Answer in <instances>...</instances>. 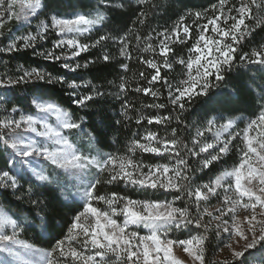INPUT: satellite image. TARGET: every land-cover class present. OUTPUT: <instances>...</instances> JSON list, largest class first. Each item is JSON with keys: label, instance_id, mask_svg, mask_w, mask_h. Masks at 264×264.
<instances>
[{"label": "snow or ice", "instance_id": "1", "mask_svg": "<svg viewBox=\"0 0 264 264\" xmlns=\"http://www.w3.org/2000/svg\"><path fill=\"white\" fill-rule=\"evenodd\" d=\"M114 3L115 0H100V7L111 9ZM125 3H121L120 7H124ZM251 3L254 4L255 0H251ZM15 4L16 0H0V25L4 19L12 17L30 23L29 17L39 19L38 9L48 8L42 0H34L26 5L22 4L18 14L13 11ZM226 4L227 0H218V4L212 5L214 15L205 17L207 23L196 25L199 29L198 38L189 49V52L195 55L179 61L186 68L187 78L175 87L166 82L169 101L180 113L198 97L210 105L204 113L209 128L217 120L225 119L226 112L241 111L240 108L231 107L241 101V89L235 87L232 90H222V85L230 77L236 63L260 65L259 70L264 72V46L250 53L242 52L239 56L236 55L239 40L245 34H252V29L245 24V18L251 12V4L246 0H239L238 4L228 5V10L224 11ZM133 13H138L137 20L140 23L144 22L143 11L137 8ZM91 15L92 13L79 12L65 15L57 12L51 16L49 22L40 21L36 35L20 37L23 41L21 46L18 47L13 39L0 51L13 52L19 51L20 47H32L34 54L42 56L45 60L64 61L62 67L72 73L80 68H88L100 59L109 61L110 56L105 54L102 58L87 60L83 65L75 63V58L81 57L82 53L89 52L103 41L114 40L120 44L121 52H125L126 34L124 37L100 35L99 39L91 44L81 43L77 39L105 19L99 13L95 18H89ZM201 15L195 14L196 17ZM221 15L224 20L218 23ZM184 19L185 17H180L181 21ZM229 20L231 23H228ZM221 23L224 27H221ZM49 26L58 34V38L53 40L51 49L37 51V37L41 40L47 39ZM209 26L212 33L218 35V39L209 41L206 38L204 33ZM241 26H244V31H241ZM175 30H179V25ZM182 31L187 39L189 27H183ZM160 35L165 38L161 51L166 54L167 40L171 34L166 30ZM229 37L230 42L225 39ZM58 48L61 49L59 54L55 51ZM65 48L70 50V54L64 53ZM146 63L156 70L155 75L151 77L152 81L165 79L160 76L157 63L152 60H147ZM165 65L171 67L167 61ZM122 67L127 68V65L123 64ZM53 83L71 89L70 101L76 106L88 107L89 102L92 105L102 104L104 101L100 98L108 95L97 85L90 86L87 94L81 95L78 89L82 85L77 83V79L53 76L36 68L23 70V74L15 79L0 78V89L4 90L0 92V162L3 164L0 168V201L12 205L15 202L10 197L21 201L26 197L28 203L33 206L28 209L31 213H48L53 204L63 205L73 208V217L67 234L63 238H56L54 245L45 250L21 238L25 228L32 227L26 223L27 217H22L19 212H12L11 209L6 211L3 204H0V264H100L108 253L118 260L122 258V264H181V261L172 255L174 245L183 246V251L190 252L195 260L204 264L202 245L206 237L196 238L201 247L192 251V239H172L168 233L172 229H189L193 224L187 207L174 206L176 201L184 199L182 193L187 192L188 196L194 194L198 204L202 199L207 200L209 196L216 195L217 188H223L225 193L224 207L217 211L221 215L225 214V211L231 213V223L229 224L228 220L222 221L224 226H217L216 232L217 236L221 232L227 234L225 239L229 243L225 244V248L231 259L226 264H264V86L260 87L258 95L252 99L253 105L258 108V114L249 119L246 127L240 132L235 135L229 133L227 140L215 145L203 144L199 146L198 151L196 148L200 145L199 137L202 132H196L193 148L188 149L189 154L198 157L200 153L213 149V152L201 161L202 168H207L212 162L227 155L236 136L241 138L240 142L245 147L241 148L242 159L238 166L217 177L214 184L202 185L188 191L183 183L178 185L168 176L171 161L143 165L130 158L136 148L161 158H166L165 152L171 155L172 150L168 148V144H162L155 133H148L143 138V143L139 139L136 140L134 145L129 146L127 155L99 151L93 154L89 150L92 142L105 144L106 137L121 121L113 124L102 118L99 124L93 121L92 131L87 132L89 124L83 117L77 116L74 111L66 110L54 97L46 98L49 93L43 91L40 85ZM22 84L32 85L29 92L35 95H32L30 100L15 96L14 86ZM136 91L151 92V95L157 96L150 88H137ZM121 103L127 107L125 101ZM159 107L164 108L165 105L161 104ZM212 113L216 115H211ZM210 115L211 119H208ZM170 119L168 116L157 115L149 118L148 123L167 122ZM176 119L179 121V116ZM238 120L242 122L240 116L229 117L228 122L222 125V130L228 131ZM81 133L88 136V148L78 146L71 138ZM92 133H95V136ZM171 143L175 144L176 141ZM253 156L256 158V167L251 162ZM176 160L180 166L187 163L179 156V152H176ZM172 171L176 180L190 181L189 176L181 174L179 167L173 166ZM105 174L107 175L102 181L101 177ZM226 178L232 180L225 188L222 182ZM253 181L258 182L257 191L249 187ZM102 183H124L132 192L102 195L101 189L97 187ZM233 190L235 196L229 195ZM149 193L151 198H148ZM156 193L161 195L157 196ZM132 194H140L145 198L133 199ZM168 195L173 198L167 199ZM99 202H103L107 208L97 206ZM237 206L248 210L242 220L235 214ZM16 207L19 208L20 205L17 204ZM208 215L211 216V213ZM195 226L201 227L199 217L195 220ZM141 228L147 232L141 234V231L137 230Z\"/></svg>", "mask_w": 264, "mask_h": 264}, {"label": "trees", "instance_id": "2", "mask_svg": "<svg viewBox=\"0 0 264 264\" xmlns=\"http://www.w3.org/2000/svg\"><path fill=\"white\" fill-rule=\"evenodd\" d=\"M237 1L227 0L230 4L237 3ZM42 2L47 4L48 8L47 10L42 9L37 14L39 19L35 17L31 25L19 27L15 22H11L0 30V49L6 48L13 39L16 40L18 47L21 46L23 41L20 37L29 34L36 35L40 21L49 22L51 16L57 12L70 15L77 12L87 14L99 11L105 16L103 23L89 35L82 38L81 43L91 44L99 39L100 35L104 34L119 35L120 37H124L126 34L125 52H121V46L118 42L111 39L103 41L100 45L91 48L89 52L82 53L81 57L75 58V63L83 65L87 60H96L97 57L102 58L105 54L110 56L109 61L100 59L95 64L89 65L88 68H80L72 73L62 67L64 61L45 60L42 56L34 54L32 47L26 49L20 47L19 51L13 52L0 51V78L11 77L15 79L23 74V70L36 68L49 72L53 76H65L69 80L77 79V83L82 85L78 89L81 95L87 94V89L90 86H101L102 90L108 93L105 97L100 98L104 103L92 105L89 102L88 107H83L71 104V89H66L65 86L55 83L40 85L43 91L49 93L46 98L54 97L66 110L74 111L77 116L83 117L89 124L87 132L92 131L91 124L93 121L99 124L102 118L113 124L116 121H121V123L115 125V128L106 137L105 144L94 141L96 146L105 153L115 152L119 155H127L129 146L134 145L136 140L139 139L140 142H143V138L148 133H155L156 138L162 144H168L172 154L169 155L168 152H165L164 157L166 158H161L156 154L145 153L136 148L131 154L132 160L143 165L169 163L171 161L170 167H179L182 175L190 177V181L181 182L178 180L177 182L178 185L183 183L188 191H193L201 184H209L221 171L237 164L238 154L237 149L234 147H231L228 155L212 162L207 168H202L201 165V161L208 156L207 153H200L198 157L189 154L188 149L193 148V137H195L196 132L206 131L208 127L207 120L204 119V113L210 105L205 103L203 98L198 97L190 105H186V110L183 113L173 108L168 98L169 89L166 82L174 85L178 81L179 67L174 66L170 70L164 67L165 60L164 56L160 54V42L157 39V32L161 27L167 28L173 25L181 16L202 14L212 8L213 4H218V0H127L126 3L125 0H115L111 9L100 7V0H42ZM121 3H125V6L120 7ZM137 8L145 13L143 23L137 20L138 13H133V10ZM187 22L189 23V21ZM245 24L252 29V34L251 36L245 34L239 40V47L236 49L237 56L242 52L250 53L252 50H259L261 46H264V1L259 7H251L250 15L245 19ZM120 29H123V31H119ZM241 31H244V26ZM46 35L47 39L45 40L37 37L35 46L37 51L44 52L51 49L53 40L58 38L57 33L52 30H49ZM191 47V45H176L172 48V51L178 59H183L187 57ZM55 51L59 54L61 49L58 48ZM63 51L66 55L70 54L65 49ZM147 60H152L158 64L160 76L165 79L151 80L156 70L150 68L146 63ZM123 64H126L127 68H123ZM260 67V65L236 63L230 77L222 85V90H232L235 87L241 89V101L231 106L232 108H240L241 111L226 112L225 119L219 120L220 123L228 122L229 117L240 116L242 122L238 120L236 128L243 129L246 127L248 120L255 118V115L258 114V108L253 105L252 99L258 95L260 87L264 86V72L259 70ZM121 85H123L122 88ZM31 87V84L14 86L15 96L30 100L32 95H35L29 92ZM137 88H150L157 93V96L151 95V92L136 91ZM122 101L126 102V108L122 105ZM161 104L165 107H159ZM152 105H155V107H152ZM157 115L168 116L171 119L167 122L157 123L153 121L149 124L148 119ZM211 115L216 114L212 113ZM211 115L208 119H211ZM177 116H179V121L176 119ZM236 128L232 129L231 132H235ZM173 129H175V132H173ZM92 135L95 136V133H92ZM203 137L202 139L199 137L201 141H203ZM173 140L176 141L175 144L171 143ZM153 146L156 145L153 144ZM199 146L201 144L197 146V151ZM176 152H179V156L187 161L186 165L180 166L177 164ZM4 155L6 156L7 153H4ZM2 167L3 164L0 162V168ZM97 187L101 189L100 194L102 195H110L113 192L119 194L126 192L131 194L132 192L122 183L109 185L102 183ZM156 195L160 196L161 193H156ZM182 195L184 199L176 201L175 206L187 207L189 214L193 215L192 202L194 197L188 196L187 192L182 193ZM132 196L139 199L145 198L140 194H132ZM148 198H151V193L148 194ZM172 198L171 195L167 196L169 200ZM10 199L15 203L9 205L2 201V204L7 210L11 209L12 212H19L22 217H27L26 223L32 225V227H26L25 233L28 239L29 235H33L34 238L30 239L36 246L49 250L54 245L56 238H63L67 234V229L70 227L73 217L72 207L53 204L52 210L48 213H31L28 209L33 206L28 203L26 197L22 201L17 200L16 197H10ZM17 204L20 205L19 208L16 207ZM189 228L192 229L193 225H190ZM198 231L201 236L206 237L204 264H224L216 261V239L213 236L211 238L207 237L206 232L201 228ZM188 233L185 231L181 235L183 237L181 239H187L189 237Z\"/></svg>", "mask_w": 264, "mask_h": 264}, {"label": "rangeland", "instance_id": "3", "mask_svg": "<svg viewBox=\"0 0 264 264\" xmlns=\"http://www.w3.org/2000/svg\"><path fill=\"white\" fill-rule=\"evenodd\" d=\"M263 1L264 0H255V3L252 4L251 0H246V2L251 4V7L252 6L257 7L258 5L260 6ZM30 2H34V0H16V4L13 7V11L19 14L20 11H21V5L22 4L26 5L27 3H30ZM137 3H139V2L137 1ZM238 3H239V0L237 1V3H231V4H238ZM231 4L227 2L224 11H227L228 10V5H231ZM41 10L42 9H38L37 10V14ZM90 13H92V15L89 18H95V16L98 13L103 15L99 11H93V12H90ZM215 14L219 15V13H215ZM212 15H214V13L212 11V8L208 9L206 12H203L200 17L192 16L191 14H189L187 16H183V17H185V19L183 21H181L179 19V20L176 21V23H174L173 25H171V26H169L167 28L166 27H161L159 29V31L157 32V34H158L157 39H159V42H160L159 43L160 54L162 56H164V60L167 61V63L169 65H171V67H168L164 63V67L166 69H168V70L173 69L174 66H178L179 67L178 68V72H179L178 81L176 83H174V85H173L174 87L179 85V83L182 80H185L187 77H186V68H185V66L179 62L181 59H178L174 55V53L172 51V48L174 46H176V45H179V46L191 45V46H193V44H194L195 40L198 38V34H199V29L196 27V25H198V24L203 25V24L207 23V20H206L205 17L206 16H212ZM233 15H235V13H233ZM34 18L35 17H29V19L31 21L30 23L25 22L23 19H17L15 17H12L10 19L6 18V19H4L3 24L0 25V30L4 29L11 22H15L16 24H18L19 27L31 25L33 23L32 20ZM223 20H224V17L221 15L220 16V20L218 21V23L222 22ZM103 21L100 24H97V25L93 26L89 31L82 33L79 37H77V39H79V41L81 42L82 38H84L87 35H89L95 28L100 26L103 23ZM187 21H189V23ZM228 23H231V21L229 20ZM177 25H179V30H175ZM185 26L189 27V29H190L187 39L184 38V33L182 31L183 27H185ZM49 27H50V30H51V26H49ZM221 27H224L223 23H221ZM242 27L243 26H241V29H242ZM166 30L171 35L169 36V38L167 40L166 47H167L168 51L165 54L164 52L161 51V48H162V46L164 44V39L165 38H164L163 35H160V34L164 33ZM204 35L206 36V38L209 41L216 40V39L219 38L217 34H213L212 33L211 26L208 27V29L206 30ZM67 38H72V37H66V39ZM225 39L230 42V37L229 38H225ZM181 40H183V43H181ZM223 42L224 41L222 40V43ZM201 44L203 45V42H201ZM209 46L211 47L212 45L210 44ZM65 50H67V52L68 51L70 52L69 49L65 48ZM190 55H195V53H190L188 51L187 57L183 58V59L187 60ZM212 55L214 56L215 53L213 52ZM3 91H4L3 89H0V92H3ZM226 123H220L219 120H217L216 123L211 126V128H209V126H208L206 131H203L202 135L200 136L201 139L204 136L203 137L204 138L203 141H201L200 138H199L200 144L203 145V144H206V143H211V144L215 145V144L220 143L221 141L227 140L229 138V133H232L233 135H235L237 132L241 131V129H237L236 128L237 122L232 126V128L228 129V131H223L222 130V125H224ZM235 128H236V131L235 132H231L232 129H235ZM204 132H206V133H204ZM203 134H205V135H203ZM250 135H254V134H250ZM71 138L74 140V142L77 143L78 146L82 145L85 148L89 147V141H88L87 135L81 133L79 135H73ZM240 139L241 138L239 136H236V138L232 140L231 145H230V149H231V147H233V145H234V148L237 149V154H238L237 164H234V165L230 166L229 168L221 171L218 174L217 177L222 176L224 174V172H226V171H231L233 169V167L238 166V164L241 162V159H242L241 148H244L245 145L240 142ZM143 142H145V141H143ZM143 142H141V143H143ZM89 150L93 154H95L97 151H99L101 153H105L100 148H98L96 146L94 141L92 142V146H91V148ZM212 152H213V149H209L208 152H205V153H207L209 155V153H212ZM145 153H147V152H145ZM229 153H230V151L228 152V154ZM223 156H226V155H223ZM251 162H252L254 167L257 166L256 158L254 156H253V159H252ZM146 170L147 169L145 168V171ZM106 175L107 174H105L104 176L101 177L102 181H103V179L105 178ZM168 176L170 178H173L175 183L178 182V180L175 179L174 173L172 171V167H170V171L168 173ZM217 177L213 178L212 181L209 184H214L215 183V179ZM230 180H232V178H226L222 182L225 188L227 187V184H228V182ZM122 184L125 185L124 183H122ZM202 185H206V183L201 184L200 186H202ZM249 187H251L253 191H257V189L259 187L258 182L257 181H253L252 184L249 185ZM224 194L225 193H224L223 188H217L216 189V195L209 196V198L207 200H203L202 199L198 204L195 202V197H194V194H193L192 196L194 197V201L192 202V205L194 207V211H193V215H190L193 218V224H192L193 228L192 229H190V228L189 229H184V230L172 229L168 233L169 238L181 239V238H183L181 235L183 233H185V231H187V232H189L187 234V235H189V237H187V239H192L193 240V244H192L191 248H192V251H195L198 247H201V245H198L197 242H196V238L201 236V234L198 231V229L201 228V229H203L206 232V234H207L206 236L207 237L211 238V236H213L216 239V241H217L216 261L226 264V262L231 259L230 256H229L228 250L225 248V244L229 243V241L227 239H225L227 234L221 232L219 236L216 235L217 226H220V228H222L224 226L222 224V221L228 220L229 224L231 223V220L229 219L231 213H228L227 211H225V214L221 215L217 211V209L224 207V204H223ZM229 195L235 196L234 190L231 193H229ZM132 198L133 199H139V198H136L134 196H132ZM246 201H247V197L244 198V202H246ZM0 204H2V201H0ZM97 206L102 207V208H107V205H104L103 202H99V204ZM5 210L8 211L6 208H5ZM208 213H211V216H209ZM235 214H236L237 218H240L242 220V218L245 217L248 214V210L244 209L242 206H237ZM198 217L200 218V221H201V227H199V228H197L195 226V220ZM117 218L118 219H122V218H119V217H117ZM137 230L141 231V234H145L147 232L146 229H142V228L141 229H137ZM29 236L30 237L28 239L27 238V234L24 231L22 233V237L21 238L26 239L29 243H33V241L31 240V239L34 238L33 235H29ZM204 245H205V240L203 241V245H202L203 249H204ZM36 247H38V246H36ZM172 255L174 257H176L178 260H180L181 264H200L199 261L194 259V256L190 252L183 251V246H180V245H174L173 246ZM250 259H252V258H250ZM98 260H99V258H98ZM100 264H122V258L120 260H118L116 257L113 256V254L108 253L104 257V260L100 262Z\"/></svg>", "mask_w": 264, "mask_h": 264}]
</instances>
